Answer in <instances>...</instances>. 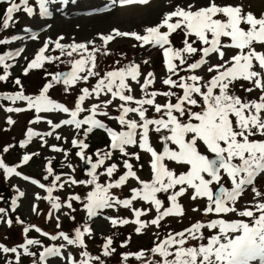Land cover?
I'll use <instances>...</instances> for the list:
<instances>
[{"label":"snow or ice","instance_id":"1","mask_svg":"<svg viewBox=\"0 0 264 264\" xmlns=\"http://www.w3.org/2000/svg\"><path fill=\"white\" fill-rule=\"evenodd\" d=\"M0 2L7 3L2 19V30H8L16 21H14V14L23 10L28 17H33L36 14V9L29 6V0H0ZM70 0H35L38 5L39 16L48 17L51 15L50 7L57 3L68 5ZM75 3L76 0H71ZM122 4L132 3H148V0H120ZM194 5L189 4L187 9L182 6H177L173 11L165 14L162 21L156 25L147 27L145 34L119 32L115 31L112 35H101L100 39L104 45H107L115 37L132 36L137 41L142 42L143 45H150L153 47H160L163 49L165 58V66L167 71L173 75L178 72V65L174 60H179L180 65L187 64V58L184 54H196L198 49L188 42L187 37L194 35L202 45L200 49L202 57L191 64H187L189 70L201 69L203 65L208 64L205 57H210L212 54H218L220 63L207 67L209 73L215 71L210 81H208L202 90L199 84L201 77L198 75H191L186 82L184 77H180V83L174 81L171 75L163 80V83L170 86H178L183 90V95L178 97V102L175 104L167 103L164 106L155 105V111L161 112L162 107L166 109L165 115L167 119H149L146 117L147 108L145 105H153L157 92L148 93L147 88L154 82L153 73L149 72L141 85L145 96L151 98L135 99L131 94L133 89L126 81L130 78L131 81H136L139 84L141 72L139 66L135 64L128 65L125 68L109 71L104 77L98 80L94 88L90 91L89 88H83L82 94L79 95L78 101L75 103L74 110H70L63 103H58L49 98L47 95L49 89L54 84L63 83L67 91L68 87L77 85L78 81H87L89 77L97 76L98 73L93 69L96 68V55L100 49L93 48L91 52L88 51V46L85 43H75L65 45L61 43L63 36L58 37L55 41L49 38L42 47L39 48L34 58L27 63L23 70L27 75L31 70L42 69L46 63L54 60H60V56L46 55L49 51L50 45L54 44L55 49L60 50L61 56L72 57L73 53L81 51V58L70 60L71 71L61 74L51 75V81L45 84L38 95L29 96L24 92L17 91L14 94L0 95V99L11 101H26L28 109H34L39 113H66L70 118L63 119L59 123H54L51 119L47 123L53 130L61 128L62 125L74 126L79 130L83 125L88 127L85 129L84 135L87 136L94 129H104L111 138V149L119 150L124 156L130 154L126 151V146L136 145L151 155V170L153 178L150 182L140 180L137 172L133 170V164L129 163L127 159L124 160L123 167L127 171L120 175L118 179L113 182L100 183L97 169L104 165L105 160L111 159L112 151L97 152L99 159L93 163L91 157L86 158V162L91 164V171L88 173L90 179L86 181H77L71 177L61 182V176L55 175L50 185L41 183L40 181L24 175L22 178L25 181L31 182L32 185L43 189L47 195L41 197L38 193L35 194V199H45L51 205V210L48 215L51 217L54 212L61 211L62 207L66 206L68 209H73L72 201H80L79 195H73L68 198L66 205H62L59 197L54 196L53 192L57 188L63 189L66 184L75 185L87 184L93 185L92 191L88 192L86 196V203L84 208L87 210L89 218L96 217L104 209H111L117 206L130 208L134 201L140 200L148 202L154 207L157 215L150 221V224L157 228L162 226L165 218L183 217L185 210L178 202V198L183 197L189 189L192 190L191 199L195 201L198 198H206L207 206L203 210L204 213L211 214H229L237 211L235 205L238 198L241 197L245 188L252 185L254 179L261 173H264V140L251 139L259 134L264 136V118L261 113L264 112V95L259 97L258 101L244 102L242 99L231 93V86L239 80H243L252 84V87L245 89L251 93L254 89L264 91V52L258 51L254 45L259 44L264 46V18H257L252 13H244L240 6H219L215 0H209L208 6L200 7L192 11ZM218 14L226 17L225 20L214 18ZM174 20V22H173ZM241 24L248 25L245 30ZM166 28V31H161ZM177 30H183L185 39L183 41L184 47L182 49H174L171 46L170 35ZM25 33L31 40L37 39V34L31 29L25 28ZM209 34L211 39H209ZM230 38V43L222 44L221 38ZM24 37L12 36L11 39H0V46L9 45L12 41L22 40ZM91 43V42H89ZM168 45V47H165ZM237 49L238 54L232 55L225 59L226 52L222 49ZM24 51L23 48L16 50H9L0 54V68H3L4 74L0 75V82L8 81L10 77L9 69L13 67L9 61L19 57ZM87 53V55H83ZM254 61L257 62L259 70L254 68ZM147 63V61H145ZM230 65V66H229ZM16 85L22 87L21 80L16 78L14 80ZM241 87H243L241 85ZM218 89V94H214V90ZM110 93L112 98H118L124 103L119 105L121 114L116 117L119 124L127 130L114 131L106 127L97 115L108 116L106 109L113 103V99L100 101L91 106L88 110L90 115L83 119H78L80 113L85 109L82 107L84 102L91 96L95 95L99 98L102 94ZM127 93V94H126ZM195 94V96H194ZM166 96H172L174 93H163ZM202 97V107L200 111H193L187 109L185 104L197 106L198 98ZM134 102L136 107L126 106L128 103ZM21 108L8 107L6 111L9 113L23 111ZM178 113V115H175ZM129 113H138L139 122L135 119H127ZM188 115L189 122H183L179 117ZM41 117L37 115L36 120L39 122ZM197 121L193 123L191 121ZM13 124L14 121L9 118L7 121ZM155 126V131L159 133L162 129L170 132V135L162 137L164 141L163 151L158 153L149 143L150 126ZM139 132V141L137 140V130ZM52 132L39 133L33 131L31 128L27 131V139L22 141L20 146L26 147L33 137L51 136ZM60 140L61 137H55ZM178 146V150L170 149L168 142ZM206 146L209 153L214 154L215 158L210 159L208 155L202 154L199 150L200 143ZM46 143V141H45ZM73 146L80 148L78 155L82 159L84 157V149L88 148V144L83 140H72ZM9 149H4L7 152ZM52 150L55 152H62L63 149L53 146ZM25 154L22 157V163L28 164L32 156ZM67 157V153H64ZM139 156L136 159L139 160ZM167 161L175 162L179 166H188V170L182 174H176L170 170L166 163ZM238 161V162H235ZM71 167V165H69ZM0 170L3 171L5 178L20 177L21 173L17 170V166H9L3 159H0ZM47 175L44 180H48L53 176V168L51 160L48 161L46 168ZM117 171V165L112 163L107 166L104 173L107 177H113ZM225 173L230 179L231 188L225 187L222 184V175ZM208 177V178H206ZM129 178H135L139 181L141 187L132 189L130 199H121L115 195L112 190L119 189L126 185ZM216 184L218 187L214 191L211 187ZM177 186H179L177 190ZM167 201L170 206L165 207L162 199L158 198L157 194H168ZM17 195L11 200V210L15 212L18 207V200L25 197L26 193L16 189ZM256 197L264 198V194L253 188ZM0 199H3L0 197ZM163 208V210H161ZM197 209H193L196 211ZM32 211L38 214V207L34 204ZM259 213L257 216L256 213ZM147 214L146 210L133 208L134 220L122 218H109L113 227L123 226L129 223L137 225L135 231L141 234L146 229L148 224L141 218ZM240 217L252 218L251 223L244 222V220H236L228 222L225 219H213L211 222L193 223L189 228L176 232L169 233L167 238L161 240L151 250L152 257H159V259H150L146 264H250L259 258L264 261V202L256 203L253 208L239 211ZM8 210L0 207V222L6 223L10 228L13 226V220L6 217ZM58 221L57 227H60L59 217H55ZM74 219V217H73ZM17 223H23L17 218ZM37 233H41V229L35 225H28L23 228V232L27 237V233L33 229ZM217 230L218 234L207 237V243H199L198 246H186L189 241H204L205 236L203 229ZM91 234V229L84 226L83 229L76 228L74 236H70L63 231L58 235L50 236V239L55 241L62 239L68 246H78L85 248V235ZM43 236H49L47 232L42 233ZM40 241L37 239L26 238L25 242L18 247H7L0 243V251L3 253L15 254L16 264H19L21 256H33L34 253L30 251V246L39 245ZM113 240L111 237L106 238L103 244V256L108 257L115 252L112 247ZM122 246H126L122 245ZM60 247H46L39 255V262H44L49 257H61L62 248ZM22 249V252L20 251ZM145 251L141 250L137 253L124 254L123 260L127 261L130 256H134L136 260L141 261L145 258ZM83 259L78 262L69 253L65 259L68 264H105L101 256H91L87 251L81 253ZM38 262V264H39ZM8 264H12L11 261Z\"/></svg>","mask_w":264,"mask_h":264},{"label":"rangeland","instance_id":"2","mask_svg":"<svg viewBox=\"0 0 264 264\" xmlns=\"http://www.w3.org/2000/svg\"><path fill=\"white\" fill-rule=\"evenodd\" d=\"M19 0H16V2ZM0 8L3 10L7 8V3L0 2ZM215 3L219 6H240L244 13H252L255 15L259 14V11L264 8V0H215ZM189 4L194 5L191 9L195 11L203 6H208L209 0H148V3H136L133 5L122 6L118 3V0H76L75 3H72L71 0L68 5H63L57 3L54 6L50 7L51 15L48 17L39 16L38 6L36 9V14L33 17H28L26 13L21 9L20 12L14 14V21H16L8 30L0 29V39L7 38L8 34H17V36L24 37L22 40H17L12 42V49L16 50L18 48H23L24 51L21 53L19 57H17L16 61L12 64L13 67L9 70V73L13 76H16L18 73L24 74V69L27 66V63L30 62L35 54L38 52L39 48L43 46L44 42L51 38V40L55 41L58 37L63 36L64 39L61 43L65 45L75 43H85L88 46V51L91 52L93 48L100 49L95 53L97 64L96 68L93 69L98 73L97 76L89 77L87 81H78L77 85L71 86L67 88L63 83L54 84V86L49 89L48 96L50 99L63 103L66 107L71 110H74L75 103L77 102V96L82 94V89L87 87L91 91L92 88L96 85L99 79L104 77L107 73V69L117 67V68H125L129 64L135 65L139 63V70L141 72V76L139 78V84L136 81H131L129 78L126 82L129 83L130 87L133 89L131 94L135 99H145L151 98V96H145V92L142 90L141 85L144 82V79L147 77L149 72L154 75V82L148 86L147 92L150 94L152 92H157L158 95L155 97L153 105H145L147 108L146 117L149 119H159L164 118L167 119L165 115L166 109L162 107L161 112L157 113L155 111V105L159 104L161 106L166 105L167 103L175 104L178 102V97L182 96V89L178 86H170L163 83V80L168 78L171 75V78L177 83H180V77H184L186 82L191 83L188 80V77L191 75H198L201 77L199 81L200 86L203 91H206V88L203 87L211 78L216 75L215 71L209 73L207 71V67L211 65L219 64L221 61L219 59L218 54H212L210 57H205L208 61V64L203 65L201 69L189 70L187 68V64H191L197 59L202 57L200 49L205 45H202L198 39L192 35L187 37L188 42L192 43L194 47L198 49L196 54H184L187 58V64L180 65L179 60H174L173 62L178 65L177 74L173 75L167 71L165 64L156 69L152 65L153 59H155L159 50H163L160 47L143 45L142 42L137 41L132 36L115 37L114 40L110 41L107 45H104L103 41L100 39L101 35H112L115 31L119 32H128V33H137L140 35L145 34V29L147 27L158 25L165 14L173 11L177 6H182L187 9ZM29 5H33L35 7V0H29ZM260 15V14H259ZM217 19H221L222 21L226 18L222 14H218ZM214 17V18H216ZM174 22V20H173ZM82 25V26H80ZM79 26V27H78ZM29 28L32 32L37 34L36 40H31L28 37V34L25 33L24 29ZM83 28L84 31H83ZM161 31H166V28H162ZM171 46L174 49H182L184 47L183 41L185 39V35L183 30H177L175 33L171 34L170 37ZM209 39H211V35L209 34ZM91 42V43H89ZM222 44L230 43V38H221ZM257 50L264 52V46L259 44L254 45ZM168 47V45H166ZM127 48V50H126ZM226 52L225 59L230 58L234 54H238L239 50L237 49H222ZM57 53L54 55L53 53ZM82 52L78 51L73 53L72 57L61 56L60 50L55 49L54 44L50 45L49 51L46 55L52 56H60V60H54L52 62H48L42 69L31 70L26 78V88L22 83V87L19 85H14L12 90H1L4 94H14L17 91H23L25 95L35 96L41 92V87L43 83H48L51 81V75L60 73L61 71L67 69L71 66L69 63L70 60L80 59L78 55H81ZM87 55V53H83ZM147 61V63H145ZM230 66V65H229ZM254 68L259 70L257 62L254 61ZM118 70V69H117ZM264 71V70H262ZM161 85L164 87L161 88ZM241 85L243 87H241ZM252 87V84L243 80H239L231 86V93L239 96L242 101L250 102V101H258L261 95H264V91L259 89H254L251 93L245 91V89ZM33 92V93H29ZM174 93L172 96L163 95V93ZM127 94V93H126ZM214 94H218V89L214 90ZM195 96V94H194ZM108 99H113L111 94H102L99 98H96L95 95L89 97L83 104L84 112L80 113L78 118L80 119L84 113H90L88 111L91 106L100 101H106ZM202 97L198 98V105L192 106L185 104L187 109H191L193 111H200L202 104ZM124 102L119 101L118 98L113 99V103L108 106L106 111L108 112V116L97 115V119L103 121L106 125L111 126L114 131H122L121 125L119 121L116 119L121 114V109L119 105ZM126 106L136 107L134 102L128 103ZM14 107L24 109L19 112L9 113L6 111V108ZM178 115V113H175ZM37 115L41 117L39 122H33L36 120ZM262 118H264V112L261 113ZM179 117L183 122H189V118ZM11 118L14 123L9 124L7 121ZM35 118V119H34ZM70 118L66 113H39L37 114L34 109H30L28 111L27 102L26 101H16L15 103L7 100L0 99V159H3L5 163L9 166H17V170L22 172L21 174H26L28 177L34 176L41 183H45L46 185H50L55 175H59V172H64L67 175L61 176V182L68 179L69 177L77 180V181H86L90 179V176L87 174H83L81 170V166L84 167V162L86 160L82 159L78 153L80 152V148L76 147L75 150H69V147L72 144V140L76 139L79 130H77L74 126L63 125L60 129L53 130L51 126L47 123L48 119H51L54 123H59L63 119ZM127 119H135L139 122L138 113H129L126 117ZM193 123H197V121H191ZM31 128L33 131L39 132L41 134L52 132L51 136H41V137H33L31 142L26 147L20 146V140L22 141L27 139L26 130ZM155 126H150L149 133V143L150 146L154 148L158 153L162 152V147L164 145V141L162 137L165 135H170V132L166 129H162L159 133L155 130ZM98 130V129H97ZM137 140L139 141V132L140 129L137 130ZM59 135L61 137L60 140H57L55 137ZM90 133L87 136H82V139L85 143H89L90 138L93 137L95 140H100L101 134L96 133L89 137ZM251 139L255 140H264V136H260L259 134L251 137ZM46 141V143H45ZM56 146L63 149L62 152H55L52 150V147ZM168 146L170 149L178 150V146L172 144L170 141L168 142ZM9 150L7 152L4 151L5 148ZM103 150V148H99ZM199 150L202 154L208 155L210 157H214V154L209 153L206 149V146L201 142L199 145ZM107 150H103L105 152ZM108 151H110L108 149ZM114 151L112 150L111 159L105 160L104 165H102L97 171V175L99 176L98 182L100 183H108L113 182L118 179L120 175H123L127 169L123 167L124 160L127 159L129 163L133 164V170L137 172L140 180L150 182L153 178V173L151 170V155L139 148V144L135 147L134 145L126 146V151L130 154L129 156H119L114 158ZM67 153V157H65L64 153ZM32 159L28 162V164L22 163V157L25 154L32 155ZM95 153V162L99 159V157ZM120 154V153H117ZM136 154L139 155V160L136 159ZM146 159V163L140 162L141 160ZM51 160V165L55 169L53 171V176H50L48 180H44V176L47 175V171L44 166L45 161ZM238 162V161H235ZM112 163L117 165V171L113 174V177L109 178L106 174L101 175V173L105 172L107 166H111ZM167 167L174 171L176 174H182L188 170V166H179L175 162L165 160ZM71 165V167H69ZM90 170V166H89ZM222 182L226 183V187L231 188L230 179L227 177L225 173H221ZM261 175V180H256L260 186L259 188L253 187L254 184L249 187L242 193L241 197L238 198V201L235 205L237 211L235 213L229 214H205L204 209L207 206L206 198H198L195 201L191 199L192 190L189 191L181 198H178V202L182 205L185 210V215L183 217H171L165 218L162 222V226L157 228L150 224V221L154 219L157 215L154 207H152L148 202L144 201H134L132 207L124 208L122 206H117L111 209H105L100 212L96 217L89 218L87 215V211L82 209L83 201L86 200V196L88 192L92 191L94 186L87 184H66L63 189L57 188L54 190L53 195L59 197L62 205H66L68 198L73 195H79L81 197L80 201H72L73 208L79 207L81 219L86 216V219L91 222V237L86 236L85 248H80L78 246H68L63 241L55 243L60 247L62 244L65 245L62 248V256L61 257H49L44 262H39V253L43 252L46 247L55 246L53 240L50 239V236L54 232H60L61 230H65V222H69L72 219L73 210L68 209L66 206L62 207L61 211L54 212L53 216H49L48 213L51 210L50 203L45 199L36 200L35 194H39L41 197L47 195V193L40 189L36 185H32L30 180H23V176L20 177H8L5 178L3 175V171L0 170V178L6 181L7 190L3 193L0 191V199L2 205H5L7 201V195L11 194L13 189H19L20 191H24L26 193L25 197H22L18 200V207L16 209L15 214H10L8 210V216L13 220V227H8L6 223L0 222V243L4 244L7 247H18L19 245L25 242L26 238L37 239L40 241L39 245L30 246V251L34 253L33 256L22 255L19 264H68L65 257L71 253V255L78 262L80 259H83L81 253L83 251H87L91 248V256H101V258L105 261L106 264L114 261H124V254L128 253H137L141 251L139 244L143 241H146L147 238H152V242L150 241V246L147 250H144L146 255L145 258L141 261L135 259L134 256H130L125 263L130 264H146L147 260L150 259H159V257H152L150 250L158 244L161 239L167 238L169 233H174L179 230L181 227H184L187 224H193L196 222H204L215 218L216 216L225 217L226 221L232 222L236 220H244V222L251 223L252 218L240 217L239 211L253 208L256 203L264 202V198L256 197L253 192V188L258 190L260 193L264 194V173ZM258 175V176H259ZM263 177V178H262ZM208 178V177H206ZM255 183V182H254ZM217 185L213 184L211 187L214 189ZM141 187L139 181L135 178H129L126 185L122 186L119 189H113L112 192L117 195L121 199H130L132 194V189ZM179 186H177L178 190ZM171 193V190L168 194H157L158 198L162 199L164 202V206H170V202L167 201L166 196ZM10 200V197L8 198ZM38 207V214L32 211L33 205ZM133 208L146 210L147 214L143 216L141 219L144 220L148 226L145 230L142 231L141 234H137L135 228L137 225L131 223L127 224L124 228V234L118 230L116 237V251L112 256L104 257L102 245L98 247L94 244L93 241H89L92 236H103L104 238L108 237L111 232L115 230L116 227H113L109 218H122L123 216L128 218L130 221L134 220L135 217L133 215ZM193 209H197L193 211ZM163 210V208L161 209ZM258 216L259 213L257 212ZM56 216L59 217L60 227H57V219ZM17 218L23 223H17ZM36 220V221H35ZM28 225L39 226L41 229V233H37L34 228L31 229L27 233V237L23 232V228ZM73 227L69 230V234L72 233ZM205 236L204 241H189L186 246H198L199 243H207V237L211 235L218 234L217 230H209L207 228L202 230ZM47 232L49 236H43L42 233ZM150 233L152 235H150ZM134 235L136 238V242L132 240H127L126 236ZM148 236V237H147ZM113 238V237H112ZM140 242V243H139ZM147 242V241H146ZM126 246H122L125 245ZM48 244V245H47ZM47 245V246H46ZM146 245L145 242L142 244ZM134 247L137 249V252L134 251ZM22 252V249H20ZM11 261L12 264H16L15 254L12 253H3L0 251V264H8ZM95 264V262H94ZM250 264H264V261H261L259 258L250 261Z\"/></svg>","mask_w":264,"mask_h":264},{"label":"trees","instance_id":"3","mask_svg":"<svg viewBox=\"0 0 264 264\" xmlns=\"http://www.w3.org/2000/svg\"><path fill=\"white\" fill-rule=\"evenodd\" d=\"M2 19H3V10H1V8H0V29L2 28ZM4 48H5L4 45L0 46V52L3 51ZM126 50H127V48H126ZM54 55H57V53H54ZM96 64H97V59H96ZM153 64H154L155 67H159V66L162 65V59H161V54L160 53H158L156 55L155 59L153 60ZM113 68H117V67H113ZM113 68H111V69H113ZM19 77L24 82V84L27 82L26 78H24L25 76L19 75ZM13 82H14L13 78H12V76H10L8 81L0 82V84H2V86H4V87L8 88V87L12 86ZM94 134H96V133H94ZM105 143H106V139H105L104 136H100V140H95L92 137L90 148H101L102 145H104ZM4 182L5 181L0 178V191H2V192L7 190L6 184ZM259 186H260V184H257L255 187L259 188ZM75 218L77 219L78 217L76 216ZM71 227H72V225H67V227H65V230H70ZM146 240H147L148 243H150V239L149 238H147ZM111 264H114V263H111Z\"/></svg>","mask_w":264,"mask_h":264},{"label":"bare ground","instance_id":"4","mask_svg":"<svg viewBox=\"0 0 264 264\" xmlns=\"http://www.w3.org/2000/svg\"><path fill=\"white\" fill-rule=\"evenodd\" d=\"M80 26H82V25H80ZM78 27H79V26H78ZM84 29H85V28H83V31H84Z\"/></svg>","mask_w":264,"mask_h":264},{"label":"water","instance_id":"5","mask_svg":"<svg viewBox=\"0 0 264 264\" xmlns=\"http://www.w3.org/2000/svg\"><path fill=\"white\" fill-rule=\"evenodd\" d=\"M61 74H65V73H61ZM216 189H217V188H216ZM216 189H215V190H216ZM215 190H214V191H215Z\"/></svg>","mask_w":264,"mask_h":264}]
</instances>
